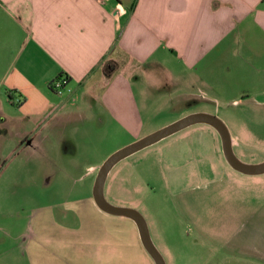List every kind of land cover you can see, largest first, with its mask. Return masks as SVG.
I'll return each mask as SVG.
<instances>
[{
	"label": "crops",
	"instance_id": "crops-1",
	"mask_svg": "<svg viewBox=\"0 0 264 264\" xmlns=\"http://www.w3.org/2000/svg\"><path fill=\"white\" fill-rule=\"evenodd\" d=\"M134 2L0 0V140L48 156L67 138L79 150V134L137 141L155 132L143 135L156 109L136 87H226L236 64L264 70V0ZM61 76L70 92L60 97L50 85ZM70 202L57 214L31 197L1 199L15 207L0 211V264H155L135 223L100 211L91 189Z\"/></svg>",
	"mask_w": 264,
	"mask_h": 264
},
{
	"label": "rangeland",
	"instance_id": "rangeland-1",
	"mask_svg": "<svg viewBox=\"0 0 264 264\" xmlns=\"http://www.w3.org/2000/svg\"><path fill=\"white\" fill-rule=\"evenodd\" d=\"M234 74L226 87H199L181 79L173 87H136L156 109L143 135L191 114H209L228 128L239 160L264 162V70L255 73L236 64ZM253 74L260 87H240L241 78L251 83ZM18 106L4 104V110L14 116ZM102 134L91 141L79 134V150L65 136L55 141L61 149L51 156L42 148L16 147L13 135L0 140V200L20 199L18 206H23L31 197L59 214L62 206L92 191L97 173L89 176L90 167H100L135 142ZM104 195L110 204L143 215L166 264H264V175L232 170L218 134L208 125L191 126L119 162ZM11 207L0 203L1 212ZM132 256L139 260L133 249Z\"/></svg>",
	"mask_w": 264,
	"mask_h": 264
},
{
	"label": "water",
	"instance_id": "water-1",
	"mask_svg": "<svg viewBox=\"0 0 264 264\" xmlns=\"http://www.w3.org/2000/svg\"><path fill=\"white\" fill-rule=\"evenodd\" d=\"M199 124L208 125L216 131L221 141L223 157L232 170L245 176L264 175V162L256 165H249L238 159L232 148L229 130L219 118L209 114H191L113 153L99 167L94 181L92 197L97 208L107 215L133 221L138 229L143 248L155 264L166 263L152 241L147 221L143 215L135 209L110 204L104 195L105 183L111 170L119 162L191 126Z\"/></svg>",
	"mask_w": 264,
	"mask_h": 264
},
{
	"label": "built area",
	"instance_id": "built-area-1",
	"mask_svg": "<svg viewBox=\"0 0 264 264\" xmlns=\"http://www.w3.org/2000/svg\"><path fill=\"white\" fill-rule=\"evenodd\" d=\"M67 84H68V78L66 76H61L55 79L51 83L50 87L55 94L62 96L65 92H70L69 89H66ZM11 103L13 105H20L22 103V99L19 96H14L13 99H11Z\"/></svg>",
	"mask_w": 264,
	"mask_h": 264
},
{
	"label": "trees",
	"instance_id": "trees-1",
	"mask_svg": "<svg viewBox=\"0 0 264 264\" xmlns=\"http://www.w3.org/2000/svg\"><path fill=\"white\" fill-rule=\"evenodd\" d=\"M96 1L99 2V3H103L104 2V0H96ZM136 2H137V0H135L134 5H135Z\"/></svg>",
	"mask_w": 264,
	"mask_h": 264
}]
</instances>
